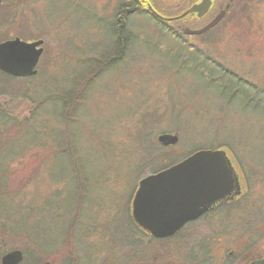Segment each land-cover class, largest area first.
<instances>
[{"label": "rangeland", "instance_id": "1", "mask_svg": "<svg viewBox=\"0 0 264 264\" xmlns=\"http://www.w3.org/2000/svg\"><path fill=\"white\" fill-rule=\"evenodd\" d=\"M119 2L0 3V42L15 37L43 39L45 48L37 74L14 77L9 83L0 79V103H14L15 115L21 117L30 116V107H35V117H40L33 127L21 126L16 133L14 128L6 138L13 152L29 150L5 167L11 174L8 189L19 191L0 197L4 213L16 220L14 228L6 218L0 222V254L21 249L28 258L46 256L49 253L38 250L35 242L48 251L62 244L77 197L71 159L57 151L65 136L62 124L66 116L62 104L52 99L76 91L79 79L77 91L82 101L71 107L70 138L76 159L88 176L75 172L88 191L84 226L93 230L94 224L96 229L85 239H77V264H248L264 257V108L242 98L229 101L208 79L181 70L183 61L165 56L159 48L177 47L179 39L145 13L128 15L129 39L120 58L106 63L104 70L92 72L93 66L113 55L109 42L114 37L107 28L115 23ZM189 4L178 0L164 9L179 12ZM192 42L243 82L264 87V0H238L217 29ZM197 61L210 68L205 58L200 56ZM41 99L46 105L38 108L35 102ZM178 107L183 114L175 125ZM6 127L9 125L0 131ZM165 133L177 134L179 141L162 145L158 137ZM210 148H224L237 160L245 199L230 211L211 213L187 224L169 239L156 241L130 230L129 238L143 239L142 244L134 250L119 244L115 239L127 218L122 209L129 207L132 214L139 181L167 159L160 152L182 160ZM22 180L25 183L19 184ZM104 224L108 228H102ZM202 245L211 251L206 258ZM64 254L72 258L65 246L49 257L53 264H66ZM227 257L232 260L226 261Z\"/></svg>", "mask_w": 264, "mask_h": 264}, {"label": "water", "instance_id": "2", "mask_svg": "<svg viewBox=\"0 0 264 264\" xmlns=\"http://www.w3.org/2000/svg\"><path fill=\"white\" fill-rule=\"evenodd\" d=\"M212 0H200L178 17H163L151 5L150 11L162 20H175L197 13L205 16ZM208 25L200 29L185 27L188 35H199L217 25L227 8ZM44 40L26 41L20 37L0 42V70L14 76L35 75L44 51ZM158 141L164 145L176 144L177 134H161ZM241 177L234 162L224 148L200 149L179 162L142 178L132 200L134 220L152 236L166 238L175 235L188 222L203 216L208 210L242 194ZM21 249L7 252L1 264H22ZM31 264H50L49 262ZM251 264H264V258Z\"/></svg>", "mask_w": 264, "mask_h": 264}, {"label": "trees", "instance_id": "3", "mask_svg": "<svg viewBox=\"0 0 264 264\" xmlns=\"http://www.w3.org/2000/svg\"><path fill=\"white\" fill-rule=\"evenodd\" d=\"M130 2H135L137 0H128ZM161 1H166V0H150V2L155 6V8H157L160 12H162L165 15H174L178 13V10H174L171 12H167L166 9H164V5H162ZM188 3H190L192 0H186ZM238 0H236V2L234 3V5L237 3ZM234 5L232 6L231 11L234 10ZM135 4L133 5V8ZM145 7V6H144ZM136 13L140 12V13H147L148 11H146L145 9H140L139 7H136ZM146 8V7H145ZM182 9H180L181 11ZM179 11V12H180ZM130 12V11H128ZM128 17V15H127ZM164 28V27H163ZM127 29V28H126ZM170 34V33H169ZM122 37V36H120ZM179 39V46L177 47H173V46H163V47H159L157 46V48L159 47L163 54L165 56H172L174 60L176 61H180L182 62L180 65V69L181 70H189L191 72H193L194 74L203 77L204 79H208V82L210 84V86H214L218 92H220L222 95H224L225 97L228 98L229 101H232L234 99H246L249 104L253 105V106H258L260 105L261 107L264 108V87L260 88L257 85H252V83L247 84L246 82H243L242 77L239 75H236L233 72H230V70L228 68H226L224 65H222L220 62L216 61L215 59H211V56L208 53H204L201 52L198 46L194 45V43L192 42V39H194V36H187L184 35L182 37H177ZM204 38V37H203ZM114 39H120L118 32H116V35L114 36ZM127 39H129L127 33H126V41ZM124 40L123 42L121 41L120 44L124 45ZM200 56L205 58L206 61H208L210 63V68H205L203 62L198 63L197 60L200 59ZM184 63V65H183ZM206 64V62H205ZM179 69V67H178ZM0 79H6V82L9 83L10 79L12 78H18V76H14L12 74L6 73L4 71L0 70ZM83 76V75H82ZM80 78V77H79ZM79 79L76 81L75 89L70 91L68 94H64L62 95L63 99H60L62 97H60V95H56V97H54L52 99V101H57L60 102L62 104L61 110L63 108V112L64 115L66 116L65 121H63L64 125L62 124V126L65 128V136L63 137V143H61V145L58 146L57 151L58 152H62L64 154L67 153V155L70 157L71 159V164H72V176H73V182H74V186H75V190H76V205H75V209L73 211V214L71 216V221L70 224L67 228V232H65V235L63 237V241L60 247H64L66 248L67 251L70 252V254L72 255V258H70V256L64 254L63 255V259L66 258V264H77L78 260V254H79V250L77 249V239L79 240H83L87 237V235L89 236V233L93 230H95V226L94 224H92L93 226V230L85 227L84 226V220H83V216H84V212H85V208L87 206V202H89V198H88V191L85 190L86 187L85 185L83 186L80 182V180L78 181L75 175V172H77V175L80 174H84L85 176L86 173L84 172V170H82L80 164H79V160L76 159L77 157L74 154L73 148L74 146L72 145V140L70 138V122L72 121V118H70V116H72V111H74V108L76 105H72L75 104L76 102H81L82 99L79 97L78 94V86L80 85ZM245 84H247L248 87H244ZM250 89H252L250 91ZM81 93V92H80ZM1 96V94H0ZM63 100V102H62ZM45 99H41L36 101V106L38 108L43 107L44 105H46ZM67 104V105H66ZM67 106V109H66ZM74 107L71 109V107ZM17 107H15V104L12 102H8L6 104L4 103H0V127L3 126H8L4 128V130L0 131V197H2L3 194H9L11 191H16V193H18L17 191H19V189H12L9 190L8 188L9 185H11V174L9 172L5 171V167H7V165L11 164L13 161H15L16 159H20L22 158L21 156L23 155V153L27 152L29 149L27 150H20L18 148L17 152H13V150H10V146H9V141L6 139L7 136L9 137L8 134H12L14 130V128H16L14 130V132L16 133V131H18V129L21 126H32L33 124L40 118H36L35 117V107H30V111H31V115L30 116H25V117H21L20 114L15 115V110ZM179 109L177 110V113L174 114V120L175 121V125L176 123L178 124L179 121V116L181 114H183V109L178 107ZM62 113V112H61ZM63 116V115H62ZM14 118L16 119H20L18 123H14ZM181 120V118H180ZM11 122H13L14 124H12ZM10 123V124H9ZM179 127V125H178ZM177 127V128H178ZM10 132V133H9ZM3 137V139H1ZM68 140V143L66 144ZM32 145V144H31ZM30 145V147H31ZM223 144H221L222 146ZM69 146V147H68ZM29 147V148H30ZM212 147V146H210ZM210 149H214V148H210ZM161 155L166 156L167 159L164 160V163L162 165H160V167L156 168V169H152V173H156L162 169H165L167 167H169L170 165H173L177 162L180 161V158H178L176 155H171L168 153H161ZM159 156V155H158ZM158 156H156L158 158ZM237 162V160L234 159V162ZM88 177V176H87ZM81 178V177H80ZM25 181H20L19 184H24ZM9 190V191H8ZM245 195L246 193L244 192V194H242L241 196L239 195V198L237 200H235L234 202L229 203L228 205H224L216 210H212L211 213H217V212H224V211H230L231 209H233L237 204H239L243 199H245ZM86 202V203H85ZM86 204V206H85ZM127 205V204H126ZM125 208L122 209V212L125 213L127 216V218L124 220L126 225H122L119 229H121L119 231V236L117 237L115 240L119 242V244H121L123 246H127L132 248L131 250H134V248H136L140 242L139 239H137L136 237H134L133 239L129 238L128 233H130V230H133V232H138L142 235V237L148 236L150 235L148 233L147 230H145L144 228H142L133 218L131 212H129V207L124 206ZM4 218H6L7 224L11 223V226L15 223L16 224V220L14 219L13 215H9V214H5L3 209L0 206V222L1 220H3ZM9 222V223H8ZM14 222V223H13ZM110 223V222H109ZM108 223V224H109ZM114 223V222H113ZM123 223V222H122ZM4 224V223H2ZM108 224H104L102 226V228L106 225L105 228H108ZM127 226V227H125ZM125 227V228H124ZM12 228H14L12 226ZM5 232V231H3ZM15 232H20L17 229H15ZM20 233H25V232H20ZM112 238L113 235H110ZM32 239V238H31ZM33 240V239H32ZM35 242V241H34ZM37 244V249L41 250L43 252L49 253L46 254V256H42L41 254H36L33 255L32 257L30 256L28 258V253L25 251L24 255H25V261L26 263H42V262H50L51 264H53V259H51L49 256L51 255V253H55L60 251V247L57 248L56 250H45L43 248H40L37 242H35ZM205 245H202V248ZM209 249L210 248H205L203 249V253L204 256H209ZM62 250V249H61ZM1 255V254H0ZM81 256V255H80ZM68 259V260H67Z\"/></svg>", "mask_w": 264, "mask_h": 264}, {"label": "flooded vegetation", "instance_id": "4", "mask_svg": "<svg viewBox=\"0 0 264 264\" xmlns=\"http://www.w3.org/2000/svg\"><path fill=\"white\" fill-rule=\"evenodd\" d=\"M3 0H0V3H2ZM200 0H192L190 2V4L183 8L180 12H178L177 14H174V15H165L163 14L162 12H160L157 8H155V6L150 2V0H137L135 2H130L128 3L127 0H120L119 2V5H118V10H117V14H116V17H115V23L114 24H110L108 26V30H109V35L110 37H114L116 35V32H118V35H119V38L120 39H114V40H110L109 42V46H110V50L112 49V53L113 55H108L107 58H105L103 61H101L100 64L97 65V67L93 66L91 68V71L92 72H98L100 70H104V66L106 63L108 62H114V60L120 58L121 54H122V51H123V44H120V42L124 40V42L126 41V20H127V15H131V14H135L136 13V10L137 8L136 7H139L140 9H145L146 11H148V14L146 13V15L151 18L155 23H157L158 25H160L161 27H164L165 31H167L168 33L176 36V37H182L184 35H187V36H199V37H205L207 35H209L212 31H214L215 29H217V27L228 17L229 12L232 8V6L234 5L235 1L236 0H212L213 1V4H212V7L210 9V11L203 17H198L197 13H191L189 12L188 14L184 15L183 17L181 18H177L175 20H162L160 19L159 17L155 16L154 13L152 11H150L149 9V5H151L160 15H162L163 17H167V18H171V17H178L180 15H182L185 11H187L189 8H191L194 4L198 3ZM169 1H161L162 5L165 6H173V4H176L178 3V0H173V4H169L168 3ZM129 4V5H127ZM135 4V8H133V5ZM169 4V5H168ZM230 4V7L227 8V11H226V14L224 15V17L222 18V20L217 24L215 25L214 27L210 28L209 30H207L206 32L202 33V34H199V35H188L186 34L183 29L185 27H189L191 29H200V28H203L205 27L206 25H208L223 9H226L227 5ZM146 8H145V7ZM130 11V12H128ZM138 11V10H137ZM137 13H140V12H137ZM142 14V13H141ZM104 20V19H103ZM99 22H101V20L99 19ZM103 25H106L104 24L103 22H101ZM122 36V37H120ZM125 44V43H124ZM43 47H44V44H43ZM44 51H45V48H44ZM43 51V53H44ZM43 55V54H42ZM90 71V72H91ZM233 158V157H232ZM234 160V159H233ZM234 165L236 166V168L238 169L236 163L234 162ZM238 173H239V170H238ZM240 174V173H239ZM240 177L242 178L241 174H240ZM241 184H242V194H244L245 192V186H244V182H242L241 180ZM241 194V195H242ZM240 195V196H241ZM239 198V196H236L234 197L233 199H229L225 202H223L222 204H220L219 206L222 207L224 205H228L229 203L231 202H234L235 200H237ZM219 206H217L218 208H220ZM217 207H215L216 209H218ZM215 208H212L210 210H208L203 216H201L200 218L196 219V220H201L207 216H210L211 214V211L214 209L216 210ZM196 220H193V221H190L188 222L187 224L191 223V222H194ZM186 224V225H187ZM185 225V226H186ZM184 226V227H185ZM183 229V228H182ZM181 231V230H180ZM179 231V232H180ZM179 232H177L176 234H178ZM149 233V232H148ZM150 234V233H149ZM151 239H154L156 241H162V240H166V239H169L170 237H166V238H156L154 236H152L151 234L148 235ZM173 237V236H171ZM141 241L143 242V239H141ZM142 242H140L139 245L142 244ZM141 247V246H139ZM210 250V249H209ZM211 252V251H209ZM7 252L5 253H2V255L0 256V264H1V260H2V257L6 254ZM24 253V252H23ZM232 255V252L230 253V256ZM207 257V256H206ZM205 257V258H206ZM264 257H258L256 259H253L251 261L248 262V264H251L257 260H260V259H263ZM232 259H230L229 257L226 258V261H231ZM23 262H25V255H24V260ZM22 262V264H23ZM28 264H31V263H28ZM209 264H213V263H209ZM216 264H227L226 262H223V263H216Z\"/></svg>", "mask_w": 264, "mask_h": 264}, {"label": "snow or ice", "instance_id": "5", "mask_svg": "<svg viewBox=\"0 0 264 264\" xmlns=\"http://www.w3.org/2000/svg\"><path fill=\"white\" fill-rule=\"evenodd\" d=\"M3 55V53L2 52H0V56H2Z\"/></svg>", "mask_w": 264, "mask_h": 264}]
</instances>
